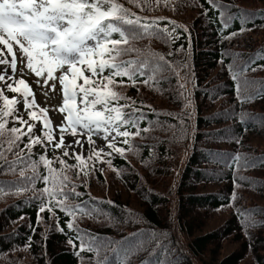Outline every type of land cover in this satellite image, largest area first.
Here are the masks:
<instances>
[{
  "label": "trees",
  "instance_id": "obj_1",
  "mask_svg": "<svg viewBox=\"0 0 264 264\" xmlns=\"http://www.w3.org/2000/svg\"><path fill=\"white\" fill-rule=\"evenodd\" d=\"M120 2L138 15L162 16L186 26L190 44L179 30L180 39L171 44L156 36L132 43L145 54L148 50L164 54L169 62L186 59L194 76L185 83L183 68L179 77L170 70L153 74L145 69L146 75L140 79H152L138 83V90L128 84L127 77H115L125 85L114 90L136 101L133 107L143 113L138 126L148 132L130 138L135 151L111 155L103 173L97 165L88 177L77 175L75 168L65 171L68 189L74 184V192L80 193L69 195L68 202L81 205L92 215L77 212L70 217L66 211L54 209L63 232L47 211L39 213L37 225L39 201L26 199L33 191L16 194L15 189L22 186L16 183L22 179L19 168L24 167L26 175L32 170L18 164L14 171H6L0 164V264H81L79 256L87 264L93 253L86 249L74 253L67 244L70 236L77 248L80 244L75 230L66 227L65 221L70 219L83 230L85 240L90 234L121 242L118 250H109L111 245L101 250L111 264H164L165 260L170 264H264V159H253L264 157V68L257 67L264 64V0H219L235 6L227 9H213L207 0H167L143 10L129 0ZM221 11L232 17L226 28L221 24ZM241 27L243 32L238 31ZM231 32L237 34L225 38ZM180 45L181 52L167 55ZM245 63L247 69L240 67ZM230 64L241 80V94L251 99L236 98ZM245 77L255 83L244 85ZM178 79L192 101L187 109L191 118L182 137L175 135L179 124L174 117L183 107L175 94ZM121 141L118 146L127 148ZM26 142L23 139L20 147ZM53 155L62 153L56 150ZM7 159L12 160L13 155L7 154ZM64 159L75 164L69 156ZM52 167L60 168L59 162ZM38 170L43 173V165ZM234 180L236 195L232 196ZM41 187L42 181H37L35 188ZM246 222L254 226L245 229ZM153 231L156 236L150 238L147 234ZM29 236L31 245L25 249ZM138 241H143V248L135 250Z\"/></svg>",
  "mask_w": 264,
  "mask_h": 264
},
{
  "label": "snow or ice",
  "instance_id": "obj_2",
  "mask_svg": "<svg viewBox=\"0 0 264 264\" xmlns=\"http://www.w3.org/2000/svg\"><path fill=\"white\" fill-rule=\"evenodd\" d=\"M162 2L166 3L167 0H129V3L141 10L158 6ZM207 3L213 9L235 7L223 5L219 0H207ZM203 13L207 15L208 9H203ZM254 14L249 13V15ZM220 17L221 24L226 28L227 20L232 17H226L223 11ZM161 21L166 23L162 25ZM178 30L186 34V42L190 44V32L186 26L178 25L176 21L162 16L138 15L125 7L120 0H0V46H3L7 54L12 57L11 60L0 59V65L5 68L10 66L13 71L15 70L17 64L13 51L15 45L20 53L21 63L37 78L35 81L37 86L54 89L56 72L59 70V85L63 93V103L58 111L66 115L54 128L48 116L47 106L41 107L36 103L30 84L22 77L13 81L6 72H0V82H2L0 87V102H2L0 103V164H3L6 171H14L18 164H26L32 170L30 175H26L25 168H19V177L22 179H18L16 183L22 186L17 187L15 192L19 194L33 191V196L26 199L30 202L39 201L37 225L41 221L39 213L47 211L50 218L56 221L57 229L63 232L64 229L60 228L59 217L54 209L66 211L70 217H75L77 212L91 216L92 213L88 209L68 202L69 195L79 196L80 193L74 192V184L72 190L68 189L70 180L69 176L65 175V171L75 168L77 175L83 173L84 177H88L95 171L96 164L104 161L105 156L110 157L113 153L125 156L128 151H135L130 138L139 136L142 131L148 132L147 128L141 129L138 126L139 121L143 119V113L140 109L133 107L136 101L114 90L117 85H125L123 79L115 80V77H127L128 84L137 87L138 83L151 82L152 77L140 79L146 75L145 69L153 74L170 70L179 77V69L183 68L185 83L190 76H194V72L189 70L186 59L169 62L164 54L150 50L145 54L132 43L145 37L156 36L165 43L171 44L180 39ZM244 30L243 27L238 29L239 32ZM114 34L116 38H113ZM236 34L231 32L225 38ZM182 50L183 45H180L170 50L167 55L172 56L173 52L179 53ZM132 53L137 55L132 57ZM125 57L128 58L125 59ZM233 67L231 64L228 65L236 98L251 99V96L241 94V80L232 71ZM240 67L247 69L248 64L245 63ZM257 67L264 68V64ZM85 69L91 75H85ZM106 69L108 74L104 75ZM252 70L255 71V69ZM97 76L101 83H95L94 77ZM161 78L167 79V77ZM78 80L83 82L78 83ZM250 83L255 81H249L246 77L243 79L244 85ZM5 90L11 91L13 95L5 94ZM17 94L20 96L19 100ZM44 94L47 95L46 92ZM175 94L183 106L181 112L176 113L174 117L179 124V130L175 135L182 137L186 134V121L191 118V112L187 109L191 107L192 101L185 93L184 85L179 83V79ZM121 99L126 103H112ZM97 105L99 107H95ZM125 108L129 111L125 112ZM25 114L28 119H25ZM37 123L40 125L39 134L35 132ZM121 126H124L125 130L121 131ZM57 129L58 138L54 135ZM65 133L73 139L66 141ZM100 133H103L106 147L110 149L107 153L103 148L94 146L93 135ZM113 133L115 135L109 138ZM81 134L87 138L89 146L87 157L83 155L84 141L80 138ZM117 136L123 138L121 143L128 145L127 148L118 146ZM23 139L27 142L21 148L20 143ZM34 146H40L44 151L34 153ZM77 146L80 148L79 152L76 151ZM49 148L54 152L59 150L62 156L56 155L54 159H49L46 155ZM69 148L72 149L71 153ZM7 154H12L13 159L9 161ZM70 155L74 156L77 163L66 162L64 157ZM253 159H264V157ZM55 161L59 162L60 168L52 167ZM107 162L110 163V160ZM40 165H43V173L38 170ZM100 172L103 173V169H100ZM37 181H42L43 187L35 188ZM234 189L235 180L232 196L236 195ZM107 203L114 204L113 201ZM105 218L115 222L112 217ZM65 224L68 229L75 230L76 239L80 240L79 248H77L73 237L70 236L67 239V244L73 247L74 253L79 254L80 250L86 249L93 253V257L87 259V264H111L108 257L101 254V250L108 249L109 245H111L109 250H118L121 248L120 241L110 239L105 241L90 234L85 240L83 230L75 225L72 219L65 221ZM252 226H254L252 222H246L244 225L245 229ZM30 230L35 233V228L30 226ZM245 234L248 235L247 231ZM147 235L154 238L156 233L153 231ZM31 241L32 237L29 236L28 243L24 245L25 249L30 248ZM159 243L160 241L156 239L155 244ZM141 248H143V241H138L133 246L135 250ZM126 254H130V250H126ZM79 259L81 264H85L83 256H79ZM11 264L16 262L12 261ZM120 264H123V261ZM164 264H170V262L165 260Z\"/></svg>",
  "mask_w": 264,
  "mask_h": 264
},
{
  "label": "rangeland",
  "instance_id": "obj_3",
  "mask_svg": "<svg viewBox=\"0 0 264 264\" xmlns=\"http://www.w3.org/2000/svg\"><path fill=\"white\" fill-rule=\"evenodd\" d=\"M13 51L16 55L17 58V64H16V68L13 71L11 69L10 66H8L7 68H5L3 65H0V72H6L9 76L12 77V80L15 81L16 79L19 78H24L31 86L32 91L34 93V98L36 103L41 106H47L48 108V116L52 121V125L55 128V125L59 124L62 119L63 116L66 115V113H60L58 111L59 106L62 105L63 103V93L61 92V86L59 85V70H57L56 72V80H55V88L52 90H49L47 86H37V84L35 83L36 81V77L34 75V73L31 72V70L27 69L24 64L21 63L20 61V53L17 49V47L14 45ZM11 56L9 54H7L6 49H3V46H0V59H7V60H11ZM83 67V66H81ZM23 68V71H21V69ZM84 74L85 75H91L86 69L84 70ZM94 81L95 83H101L99 76L94 77ZM78 83H82V80H78ZM51 83V82H50ZM41 85H43V81L41 80ZM0 87H2V82H0ZM47 93V95H45L44 93ZM5 94L11 96L13 95V93L11 91H7L5 90ZM18 95V100L20 99L19 94ZM77 99L79 100V96L77 97ZM2 103V102H0ZM95 107H99V105L95 106ZM21 108H22V102H21ZM25 119H28L26 114H25ZM39 129H40V125L39 123H37L35 132L36 134L39 133ZM54 135L57 136L58 138V129L54 132ZM111 135H115V133L110 134L109 138H111ZM81 140L84 141V146H83V155L84 157H87L89 154V146L87 143V138L81 134ZM65 139L70 140L73 139L68 133H65ZM93 140L95 141V147L96 148H103L104 152L107 153L110 151V149H108L106 147V141L103 139V133H100L99 135L94 134L93 135ZM121 137L117 136V144L120 142ZM34 150L36 151H40L41 153L44 151L42 149V147L40 146H34ZM48 150H52L51 148H49ZM72 149L69 148V152L71 153ZM76 151H80L79 146L76 147ZM114 155H119L117 153H113ZM48 158H52L51 155L47 154ZM71 156V155H70ZM108 156L104 157V161L98 162L96 165L98 167H102L106 161ZM72 160L77 162L74 158V156H71Z\"/></svg>",
  "mask_w": 264,
  "mask_h": 264
}]
</instances>
